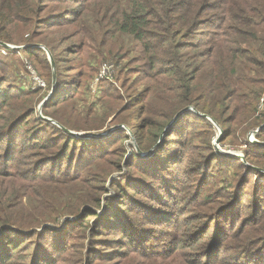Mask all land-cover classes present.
<instances>
[{"label":"trees","instance_id":"16d2710c","mask_svg":"<svg viewBox=\"0 0 264 264\" xmlns=\"http://www.w3.org/2000/svg\"><path fill=\"white\" fill-rule=\"evenodd\" d=\"M107 1L111 9L107 27L113 30V39L114 34H124L137 42L144 65L138 73H142L141 79L146 81L144 111L157 117L153 120L150 116L140 115L141 124L134 126L138 129L137 142L142 152L148 153L153 149L149 155L137 152L129 158L141 162L137 168L144 175L132 174V178H139L137 180L142 183L139 185L144 186L131 187L130 192L135 194L129 201L122 194L118 195L124 202L113 208L109 204L110 199H104L110 170L100 164L105 159L109 138L80 136L82 138L78 139L68 131V128L75 131L101 129L102 124L98 125L99 128H90L91 121L87 118L93 113L88 112L82 124H78L80 122H75L74 118L71 121L73 113L78 112L73 107L72 112L57 108L52 112L46 110L47 116L67 129L52 134L53 128L49 132L48 126H43V123L48 125L50 122L45 119L40 121L38 128L22 132L21 125L35 114L34 108L25 102L10 101L9 96L15 92L0 93V149L3 150L0 156V264H58L60 257L70 249V238L77 232L78 239L83 241L77 248L84 249V252L85 241L91 246L89 253L111 243L112 240L102 238L106 235L123 237L116 241L117 249H136L135 239L139 235L136 227L142 222L141 218L133 216L139 211L131 201L145 205L147 202L142 201V197L150 191L154 203L166 206L168 200L175 199L170 194L169 176L194 178L203 173L207 163H214L217 159L208 146L200 153L201 159L200 156L184 154L182 162L173 164L179 148L181 152L197 148L198 144H194L190 136L195 125L203 121L212 122L210 117L222 128L223 137L227 140L237 131L244 137L264 123V111L259 112L258 109L260 100L264 98V0ZM36 3L37 0H0L1 42L7 45L18 43L13 35L14 28L26 25L29 16L43 12ZM33 35L36 36L35 33ZM43 44L50 48L48 43ZM0 47L25 52L24 49L15 51L8 46ZM25 53L31 54L27 50ZM78 71L84 74L82 66ZM127 74L130 73L126 71ZM91 77L89 74L86 81ZM86 83L77 84L70 95H76ZM58 88L50 99L59 94ZM123 88L128 89L126 84ZM31 94L36 93L29 92L28 97ZM106 96L113 98L111 93ZM68 97L51 106L65 103ZM113 99L115 104L109 105L110 113L115 115V120L123 118L121 124L129 125L130 115H125L128 108H122L117 102L121 96ZM151 100L155 101L153 106L148 104ZM46 104L45 109L49 107L48 102ZM163 106L169 110L163 111ZM187 107H193L197 112L184 110ZM178 113L180 115L176 117ZM79 115L76 121H80ZM214 128L218 129L216 125ZM175 136L180 137L179 142L174 143L178 145L176 150L169 145ZM256 137L264 142V127ZM207 140L210 141L209 136ZM251 144L250 147H264V144ZM120 152L125 153V149L121 148ZM252 155L255 154H247L246 157ZM75 162L79 170L73 172ZM191 163L193 165L189 169ZM250 163L260 165L252 159ZM92 165L97 166L100 174L94 177L95 184L91 185L84 179L83 171ZM254 171L264 175V168L248 166V172ZM240 187H244L243 182ZM262 191L258 187L257 194ZM244 195L245 191L242 196L235 193L224 201L203 199L206 206L217 203L216 208H210L211 214H216L208 222L202 220L206 215L196 216L201 222L200 230H192L178 247H186L195 236L199 238L198 233L203 240L214 234L219 237L216 242L219 250L206 253L197 264H264V251L256 259H250L258 247L264 248V198L256 197L257 204L253 208L258 210H251L244 218L247 220L251 216L252 219L233 223L236 217H244L239 203ZM94 208L103 212L98 215ZM189 211L194 213L193 209ZM93 215L99 217L92 227L88 224ZM64 216L77 219L74 223L65 222L61 226L62 231L47 225L57 223ZM216 216L228 220L232 216L233 219L216 224V230L211 234L209 229L216 222ZM169 220H160V224L152 221L163 225ZM72 225L71 231H65ZM177 240L181 242L183 238L178 237ZM203 251H207L206 248Z\"/></svg>","mask_w":264,"mask_h":264},{"label":"rangeland","instance_id":"374dc122","mask_svg":"<svg viewBox=\"0 0 264 264\" xmlns=\"http://www.w3.org/2000/svg\"><path fill=\"white\" fill-rule=\"evenodd\" d=\"M36 4L39 5L40 12H43L32 17L29 16L26 25L14 28L13 35L18 39V43L9 44L13 46L10 47L15 51L16 49H24L25 52L27 50L31 54L24 51L20 53L18 51H8L0 47V93L2 94L5 91L15 92L12 97L9 96L10 101L14 103L25 102L34 108L35 114L24 120L21 125L22 132L38 128L41 124L40 121L48 118L49 124L43 123V126H48L49 132L53 128L52 134L55 131L60 133L63 131V125L47 116L46 110L52 112L57 108V110H70L72 112V107L77 109L78 112L77 114L73 113L71 121L74 118L75 122L82 124L87 116L86 114L91 112L93 114L87 118L91 121L89 123L90 128H99L98 125L100 124H102V128L84 131H75L68 128V130L73 132H107L110 128H114L109 134L105 135L109 138V143L105 149L107 150L104 156L105 159L100 164H103L104 167L108 166L110 170L104 199L109 198V204L111 203L112 207L116 208L117 204L124 202L118 195L122 194V197L129 201L131 195L135 194L130 192L131 187L142 184L137 180L139 178L133 179L132 174L135 176L144 175L137 168L141 162L138 159H129L134 153L142 152L137 142L138 129L134 126L141 124L140 115H143V117L150 116L153 120L157 119L152 113L144 111L143 105L145 106L146 100L143 99V92L146 88V81L141 79L143 74L138 73L144 65H142L143 61L140 59L137 42L132 37L124 34H114L115 38L113 39V30L110 29V26L107 27L111 14V9L108 6L110 3L107 0H37ZM34 33L36 36L33 35ZM43 42L48 43L50 48ZM113 53H116V55H112ZM80 66L84 68V74L83 71H78ZM126 71L130 74L126 75ZM89 74L92 77L86 81ZM36 76L45 82V86L41 87L36 83ZM85 82H87L86 86H81V91L77 92L76 95H70L76 90V86ZM123 84H126L128 89L123 88ZM57 86L59 87V94L50 99ZM31 91L36 94H31L28 97ZM110 93L113 98L118 95L121 96L122 99L117 102L121 104L122 108L124 106L128 108L125 115H130L129 125L121 124L120 121L123 122L124 119L115 120V115L110 113L109 105L115 104L113 98H107L106 96ZM50 94L51 97L45 102V104L48 102L49 107L45 109V104L43 106L41 104ZM68 95L69 97L65 103L57 107L51 106L64 100L63 98ZM138 97L141 100H138ZM71 98H74V100H69ZM154 102V100H151L148 101V104L153 106ZM258 109L259 112L264 111V98L260 100ZM168 110L165 107L163 108L165 112ZM77 115L80 116V121H76ZM96 122L98 123L95 125ZM263 125L264 123L259 128L252 129L244 137L240 131H237L236 134H232L229 139L225 140L222 134L218 144H215L219 129L214 128L215 124L212 122H199L190 133L191 141L198 144L197 148L192 149L189 147L190 149L185 152H181V148H179L173 164L178 165L179 162H182L184 160L182 155L184 154H187V156L190 154L192 157L200 156L201 159L200 153L208 146L217 155V159L214 163H207L203 173L194 178H170L169 176L167 178L168 184L172 186L170 194L174 195L175 199L168 200L169 203L166 206L154 203L150 191H146L142 197V201L147 202L145 205L138 204L137 201H131L133 205L138 206L139 211L138 214L134 212L133 216L141 218L140 221L142 222L141 225L136 227V234H139L136 239L134 238L136 240L134 246L137 244L136 249L131 250L127 247L117 249L116 241L123 237H107L104 234L101 236L106 235V237L102 238L112 240L111 243H106L105 247L89 253L88 249L91 246H88V241H85L86 252H84V249L79 250L77 248L83 242L82 239H78L77 235L79 233L77 232L76 236L73 235L70 238V249L60 257L58 264H197L200 259L205 257L206 253L210 254L215 250H219L216 244L219 237L218 235L214 236V234L205 238L204 240L207 241H204L200 239L201 233H198L199 238L195 236L191 241L189 240L190 242L188 241L187 246L192 245L193 247L179 248L178 244L187 239L192 230H200L201 222L196 219V216L206 215L202 220L208 222L216 214H211L210 208L211 206L216 208L217 203L206 206L203 205V199L224 201V199L235 193L242 196L245 191L244 199L239 202L242 208L241 215H244V217L241 219L236 217L233 223L238 222L240 224L242 221L253 218L249 216L247 220L244 219L247 218V214L257 204L256 197L262 196L264 198V175L256 171L248 172V166L264 168V147L250 146L251 143H264L262 140L257 139L256 134L258 132L255 133V139L251 140L252 134L257 129L263 128ZM208 136L210 141L207 140ZM76 138L81 139L82 137L77 136ZM179 140L180 137L175 136L169 142V145L176 150L178 145L174 143L179 142ZM121 148L125 149V153L120 152ZM220 149L238 152L243 158L223 154ZM2 154L3 150L1 148L0 156ZM247 154L255 155L247 158ZM251 159L260 162V165L251 164ZM192 165V163L189 165V169ZM89 168L86 171L84 169L83 175L84 179L92 185L95 184L94 177L100 172L96 165ZM72 170L73 172L79 170L76 162ZM242 182L244 183L243 188L240 187ZM139 186L143 188L144 185ZM258 187L263 190L261 194H257ZM193 193L197 197H194ZM136 195L141 196L140 193H136ZM190 201L191 203L186 207ZM149 203L150 205L147 208L146 206ZM191 209L194 210V213L189 211ZM256 210L258 209H254V212ZM94 211L98 215L103 212L97 208H94ZM151 212H153L152 216L156 217H152ZM98 215L91 216L88 225L93 227V222L97 221ZM169 218V223L163 225L153 224V221H158L160 224L162 223L160 220H168ZM214 218L216 222H213L212 228L209 229L211 234L216 230V224L219 222L228 223L229 220L233 219L232 216L229 220L223 216ZM76 219L77 217L64 216L57 223H49L48 225H52L54 230L60 229L62 231L63 227L61 226L65 222L74 223ZM55 226H59V228H55ZM177 227L180 228L177 229ZM72 228L73 225L65 231L69 232ZM178 237L183 238V240L178 241ZM170 247L174 248L170 250ZM205 248L207 251H203ZM262 251H264V248L260 249L258 247L254 253H251L252 257L250 259H256ZM79 258H81V261H79Z\"/></svg>","mask_w":264,"mask_h":264},{"label":"water","instance_id":"95a60500","mask_svg":"<svg viewBox=\"0 0 264 264\" xmlns=\"http://www.w3.org/2000/svg\"><path fill=\"white\" fill-rule=\"evenodd\" d=\"M0 45H3V46H8V47H10L11 45H7L6 43H4V42H1L0 41ZM11 47H13V46H11ZM14 48H16V47H14ZM49 56H50V58L52 59V57H51V55H50V53H49ZM51 97V94L42 102V104H41V106H43L44 104H45V102L49 99ZM189 109H192V110H194V111H196L193 107H187V108H185L184 110H189ZM183 110V111H184ZM197 112V111H196ZM181 113V112H180ZM180 113H178L177 115H176V117H179V115H180ZM46 119H48V118H46ZM209 119L217 126V128L219 129V135H218V137H217V139L215 140V144H218V142L220 141V139H221V136H222V134H223V130H222V128L215 122V120H213L212 118H210L209 117ZM49 120V119H48ZM264 126V125H263ZM262 126V127H263ZM62 128L63 129H66V128H64L63 126H62ZM114 128H110L109 130H107V132H73V131H71V130H68L69 132H71V133H73V134H75V135H77V136H85V137H101V136H105V135H107V134H109L112 130H113ZM259 131V129H257L253 134H252V139L251 140H254L255 138H254V136H255V133H257ZM259 142V141H258ZM261 143V142H260ZM262 144H264V143H262ZM139 151V150H138ZM153 150H151L150 152H148V153H143V152H141V151H139V152H141V154L142 155H149L151 152H152ZM220 151L223 153V154H227V155H232V156H240L241 158H243V156L242 155H240L238 152H235V151H226V150H222V149H220ZM48 225V224H47ZM49 227H52V225H48Z\"/></svg>","mask_w":264,"mask_h":264},{"label":"built area","instance_id":"2783aa9c","mask_svg":"<svg viewBox=\"0 0 264 264\" xmlns=\"http://www.w3.org/2000/svg\"><path fill=\"white\" fill-rule=\"evenodd\" d=\"M35 81L39 86H45V82L40 77L36 76Z\"/></svg>","mask_w":264,"mask_h":264}]
</instances>
